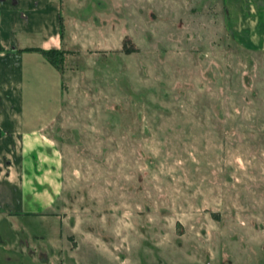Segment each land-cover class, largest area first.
I'll return each instance as SVG.
<instances>
[{
    "label": "rangeland",
    "instance_id": "obj_1",
    "mask_svg": "<svg viewBox=\"0 0 264 264\" xmlns=\"http://www.w3.org/2000/svg\"><path fill=\"white\" fill-rule=\"evenodd\" d=\"M118 5L120 44L59 63L60 260L264 264V49L229 34L224 0ZM38 220L0 223V264H57Z\"/></svg>",
    "mask_w": 264,
    "mask_h": 264
},
{
    "label": "crops",
    "instance_id": "obj_2",
    "mask_svg": "<svg viewBox=\"0 0 264 264\" xmlns=\"http://www.w3.org/2000/svg\"><path fill=\"white\" fill-rule=\"evenodd\" d=\"M113 1L107 11L103 0H0V223L18 230L23 213L39 218L36 225L45 219L47 232L30 234L49 240L45 250L39 247L41 261L47 251L57 264L74 255L60 250V226L67 221L58 215V158L46 135L60 110L61 72L43 51L120 44L116 34L105 36L114 27L121 32L111 18L122 0ZM224 2L229 34L264 49V0Z\"/></svg>",
    "mask_w": 264,
    "mask_h": 264
},
{
    "label": "trees",
    "instance_id": "obj_3",
    "mask_svg": "<svg viewBox=\"0 0 264 264\" xmlns=\"http://www.w3.org/2000/svg\"><path fill=\"white\" fill-rule=\"evenodd\" d=\"M43 52L46 55V57L50 60V62L59 68V63L61 62L62 54L64 53V51L58 49H50V50H44Z\"/></svg>",
    "mask_w": 264,
    "mask_h": 264
}]
</instances>
